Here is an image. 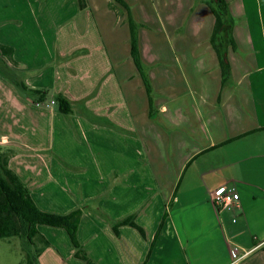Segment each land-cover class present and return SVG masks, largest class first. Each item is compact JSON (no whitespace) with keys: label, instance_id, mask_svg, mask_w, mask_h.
Segmentation results:
<instances>
[{"label":"crops","instance_id":"0c3cea01","mask_svg":"<svg viewBox=\"0 0 264 264\" xmlns=\"http://www.w3.org/2000/svg\"><path fill=\"white\" fill-rule=\"evenodd\" d=\"M123 1L80 8L77 0H0V42L14 49L24 80L73 107L64 114L51 98L32 104L0 76L9 167L44 211L66 214L98 200L106 217L92 205L77 228L95 264H143L160 222L145 264H264L262 7L259 15L251 0H225L235 46L226 47L222 80L214 0ZM49 147L68 165L42 153ZM222 184L239 192L232 211L212 203ZM129 215L144 235L128 224L115 233L112 223ZM38 230L48 241L39 264H87L65 228ZM234 244L249 251L236 263Z\"/></svg>","mask_w":264,"mask_h":264},{"label":"trees","instance_id":"16d2710c","mask_svg":"<svg viewBox=\"0 0 264 264\" xmlns=\"http://www.w3.org/2000/svg\"><path fill=\"white\" fill-rule=\"evenodd\" d=\"M125 4L123 0H117ZM78 6L83 8L86 6V0H77ZM215 15V24L211 36V43L216 50L219 64L222 68V80H225L229 62L226 54V47L235 46L231 34L233 19L228 11L225 0H214L210 4ZM130 29V45L131 56L135 65L141 72V60L139 57L136 36V24L128 15ZM17 62L13 59V48L6 44L0 43V73L10 80L16 87L23 89L24 92L33 94V102L41 103L48 98L49 89L41 87H30L15 69ZM149 93V85L147 79L144 78ZM51 102L56 109L64 114L73 111L71 102L62 93H52ZM85 110V109H84ZM14 150L7 145L0 143V238H9L19 236L25 238L27 244L24 264H39L38 255L40 251L48 245V241L43 238L38 230V224H48L59 226L66 229L71 241L75 247L74 254L84 260L87 264H95L88 256L82 245L77 239V228L81 214L88 209V205L79 206L66 214L54 213L40 209L30 194V190L25 182L9 167L8 160L13 155ZM165 214L163 215V218ZM113 230L119 234L118 227L122 224H128L135 227L141 235H144V229L135 221L134 215H129L112 223ZM160 222L153 240L151 241L149 250L143 264L146 263L155 238L159 232ZM39 238L41 244L35 250L30 249L29 244H34V239Z\"/></svg>","mask_w":264,"mask_h":264},{"label":"rangeland","instance_id":"374dc122","mask_svg":"<svg viewBox=\"0 0 264 264\" xmlns=\"http://www.w3.org/2000/svg\"><path fill=\"white\" fill-rule=\"evenodd\" d=\"M251 5H252V10L256 11L259 15L261 13L258 12V7L261 6L262 7V13L264 15V2L262 0H251ZM15 10H19V4H17L16 2H15V5L11 11H15ZM11 15L14 16L17 14L12 13ZM0 43H2V42H0ZM2 44H4V43H2ZM13 51H14V49H13ZM13 59L17 62V66L15 67L16 71L21 76H23L22 73H24V72H23V70H21V68H19L20 65H19L18 61L16 60V58L14 57V55H13ZM0 76H2L4 79H6L8 82H10L13 85L14 91L16 92L17 95H19L24 100H26L32 104H37V103H34L32 100L33 94H29L28 92H24L23 89L16 87V85H14L10 80H8L6 77H4L1 73H0ZM51 94H52V91L49 90L48 98L46 100H44L43 102H41L40 104L49 105L48 100L50 99ZM51 104H53V103L51 102ZM75 107H79V106L77 104H75L74 109H75ZM66 116H69V115H66ZM66 118H68V120H70L69 117H66ZM42 153H45L50 157L56 158L57 161L60 160L64 166L68 165V163H67L68 161L63 159L52 148L47 149V150H43ZM226 186H228V185H226ZM84 204H87L88 207H91V208H92V205H94V208L96 209V211L98 213H100L102 216L106 217L105 213L102 212L98 207V200H95V199H94V201L89 200V201L85 202ZM134 218H135V216H134ZM34 242H35L34 244H31V245L29 244V246H28L32 250H35V248L37 246H40V244H41L39 238H37V237L34 239ZM26 248H27V244H26L25 238H21L19 236H12L9 238H0V264H24V257L26 255V250H27Z\"/></svg>","mask_w":264,"mask_h":264},{"label":"built area","instance_id":"2783aa9c","mask_svg":"<svg viewBox=\"0 0 264 264\" xmlns=\"http://www.w3.org/2000/svg\"><path fill=\"white\" fill-rule=\"evenodd\" d=\"M211 199L217 210L232 211L235 207L239 206L240 195L236 188L222 184L212 191ZM232 219L234 221L235 217ZM230 250L234 258L232 263H236L249 252L248 250L242 251L235 244L231 245Z\"/></svg>","mask_w":264,"mask_h":264}]
</instances>
